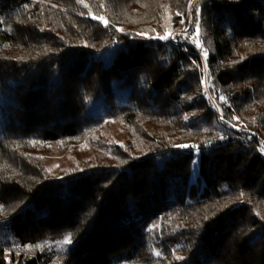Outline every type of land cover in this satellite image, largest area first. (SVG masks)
<instances>
[{"label": "trees", "instance_id": "1", "mask_svg": "<svg viewBox=\"0 0 264 264\" xmlns=\"http://www.w3.org/2000/svg\"><path fill=\"white\" fill-rule=\"evenodd\" d=\"M0 224V264H264V0H0Z\"/></svg>", "mask_w": 264, "mask_h": 264}, {"label": "rangeland", "instance_id": "2", "mask_svg": "<svg viewBox=\"0 0 264 264\" xmlns=\"http://www.w3.org/2000/svg\"><path fill=\"white\" fill-rule=\"evenodd\" d=\"M191 24H192V19L189 20V25H187L188 27L186 26L182 30L180 31L178 30V32L182 34L186 33L190 29ZM174 34L175 32L171 34L169 39L173 40ZM162 40L166 41L168 39H162ZM191 43H194V40H191ZM126 94H127V90L116 88V95H117L118 100H123ZM45 158H46L45 166L52 171H57L61 168H64L66 166L73 164V161L70 158L53 155V148L51 144H47L46 146ZM63 240L64 238L58 241L47 239L46 241H42L41 244L43 246L52 247L56 249L57 248H68L70 245L63 244L62 243ZM0 241H9L12 244L15 242V236L12 234L11 230L5 224H0Z\"/></svg>", "mask_w": 264, "mask_h": 264}, {"label": "snow or ice", "instance_id": "3", "mask_svg": "<svg viewBox=\"0 0 264 264\" xmlns=\"http://www.w3.org/2000/svg\"><path fill=\"white\" fill-rule=\"evenodd\" d=\"M99 19L103 20L102 17H98ZM105 24H107V21H103ZM194 31L196 32V34L198 35L199 34V27L197 26ZM171 36V33H168L166 34L165 36H160V37H157L159 39H169ZM198 43V41H197ZM205 57L207 56V52L204 53ZM179 147H182V148H187V147H191L189 145H180ZM195 163V162H194ZM63 244H71L72 243V234L71 233H68L64 240L62 241ZM159 254V253H158Z\"/></svg>", "mask_w": 264, "mask_h": 264}]
</instances>
